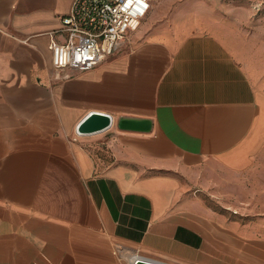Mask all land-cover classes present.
<instances>
[{
  "label": "crops",
  "instance_id": "obj_1",
  "mask_svg": "<svg viewBox=\"0 0 264 264\" xmlns=\"http://www.w3.org/2000/svg\"><path fill=\"white\" fill-rule=\"evenodd\" d=\"M71 3L0 0V264H124L121 249L169 264H264L256 228L181 199L203 163L240 168L264 146V95L228 42L197 24L183 31L193 16L168 28L160 8L94 69L58 72L49 45L65 41L53 33ZM92 111L112 115V128L78 135Z\"/></svg>",
  "mask_w": 264,
  "mask_h": 264
},
{
  "label": "rangeland",
  "instance_id": "obj_2",
  "mask_svg": "<svg viewBox=\"0 0 264 264\" xmlns=\"http://www.w3.org/2000/svg\"><path fill=\"white\" fill-rule=\"evenodd\" d=\"M187 1L184 7L190 10L183 12L181 7ZM160 8L163 9L158 16L161 15L162 21L172 30L175 15L193 16L195 20L182 26L183 31L199 25L227 41L264 95V0H159L145 20ZM100 151L99 156H107ZM193 175L194 178L189 175L183 179L181 189V199L187 209L211 215L225 226L256 228L252 230L255 235H264V146L240 168L208 162ZM137 255L142 256L128 249L120 250L124 264H130L129 259Z\"/></svg>",
  "mask_w": 264,
  "mask_h": 264
},
{
  "label": "built area",
  "instance_id": "obj_3",
  "mask_svg": "<svg viewBox=\"0 0 264 264\" xmlns=\"http://www.w3.org/2000/svg\"><path fill=\"white\" fill-rule=\"evenodd\" d=\"M157 2L159 0H72L61 27L53 33L64 35L65 41L53 39L49 45L55 70L94 69L141 28Z\"/></svg>",
  "mask_w": 264,
  "mask_h": 264
},
{
  "label": "water",
  "instance_id": "obj_4",
  "mask_svg": "<svg viewBox=\"0 0 264 264\" xmlns=\"http://www.w3.org/2000/svg\"><path fill=\"white\" fill-rule=\"evenodd\" d=\"M114 118L107 113L92 111L88 113L77 125L76 133L80 136H91L104 133L112 128ZM121 129L147 131L151 129V122L130 119H121L119 121ZM137 260L130 264H169L162 261L146 258L143 256H134Z\"/></svg>",
  "mask_w": 264,
  "mask_h": 264
},
{
  "label": "bare ground",
  "instance_id": "obj_5",
  "mask_svg": "<svg viewBox=\"0 0 264 264\" xmlns=\"http://www.w3.org/2000/svg\"><path fill=\"white\" fill-rule=\"evenodd\" d=\"M137 260V258L135 257L131 262L134 263Z\"/></svg>",
  "mask_w": 264,
  "mask_h": 264
}]
</instances>
